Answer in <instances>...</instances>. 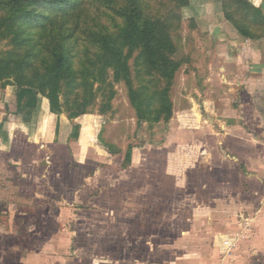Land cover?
I'll return each mask as SVG.
<instances>
[{"label":"rangeland","instance_id":"obj_1","mask_svg":"<svg viewBox=\"0 0 264 264\" xmlns=\"http://www.w3.org/2000/svg\"><path fill=\"white\" fill-rule=\"evenodd\" d=\"M218 2L191 0L183 8L200 26L197 70L178 75L168 124L139 123L124 85L118 84L114 112L69 118L73 121L60 138L51 140L46 133L19 152L14 170L26 175L16 181L26 194L19 206L32 226L19 232L21 239L3 240L0 264H232L242 247L252 261L264 264V194H253L236 175L223 184L221 173L206 174V169L197 175L198 187L191 184L197 142L219 146L212 155L216 162L222 156V143L209 129L214 122L201 106L223 89L220 70L213 85L205 84L213 62L209 32L224 19V27L234 29ZM6 48L3 40L0 49ZM8 89L14 87L0 83V95ZM11 97L9 103L15 94ZM234 98L223 105L233 107ZM129 145L133 157L126 161ZM203 183L210 194H203Z\"/></svg>","mask_w":264,"mask_h":264},{"label":"trees","instance_id":"obj_2","mask_svg":"<svg viewBox=\"0 0 264 264\" xmlns=\"http://www.w3.org/2000/svg\"><path fill=\"white\" fill-rule=\"evenodd\" d=\"M215 1L244 38L264 37L261 7L250 0ZM190 2L0 0V42L7 46L0 49V83L15 94L6 113L33 132L46 110L70 119L107 115L122 84L139 123L168 124L178 75L197 70L200 26L183 14ZM132 154L129 145L126 161Z\"/></svg>","mask_w":264,"mask_h":264},{"label":"crops","instance_id":"obj_3","mask_svg":"<svg viewBox=\"0 0 264 264\" xmlns=\"http://www.w3.org/2000/svg\"><path fill=\"white\" fill-rule=\"evenodd\" d=\"M250 1L264 11V0ZM224 20L222 25H217L219 28L216 26L209 32L213 42L211 50L209 49L211 53L207 52L213 56V62L210 64L212 74L205 80L206 85L209 81H212L213 85V82H216L213 75L220 70L222 80L218 84L223 89L217 96L211 94L201 103V106L204 105L207 109L206 118L209 122H214L209 129L215 142L222 143V156L220 155L216 162L212 155H218L219 146L206 143H200L202 146H199L197 142V146L192 150L194 156L190 170L195 169L196 173L191 184H197L198 187L197 175L203 176L204 171L201 170L206 169V174L221 173L224 176L223 184H229L231 180L225 179L236 175L241 183L248 182L247 185L253 187V194H264V37L246 39L235 28L234 30L228 27L227 30ZM13 90L8 89L7 94L0 95V250L1 243L9 238V235L13 236V240L18 239L21 237V230L32 226L31 223L24 222L29 213L23 212L19 206L26 194H20L22 190L18 182L21 181L20 176L26 175L22 170H14L18 164L16 156L19 152L27 151L28 143L35 142L46 133L51 140L55 136L60 138L62 128L65 129L70 121H78V118L70 120L67 115H58L46 110V115L42 116L40 121V129L33 132L30 125L16 117L15 113L5 111V104L13 98ZM231 96L237 98L232 100L233 107L227 108L223 104L229 103ZM6 117L9 118L7 121ZM210 131H206L205 135L208 136ZM20 140L24 143H19ZM211 191L207 187L202 189L203 194H210ZM223 193L227 194L225 189L222 190ZM228 193L230 194V191ZM254 245L260 252L261 243L256 241ZM246 248H240L236 261L232 264H251L252 260ZM227 261L229 260H218L214 264H224ZM261 261L252 262L260 264Z\"/></svg>","mask_w":264,"mask_h":264}]
</instances>
